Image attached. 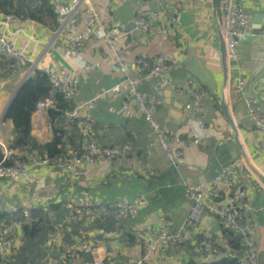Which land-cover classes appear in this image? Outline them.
Returning <instances> with one entry per match:
<instances>
[{
    "label": "crops",
    "instance_id": "1",
    "mask_svg": "<svg viewBox=\"0 0 264 264\" xmlns=\"http://www.w3.org/2000/svg\"><path fill=\"white\" fill-rule=\"evenodd\" d=\"M253 21L264 24V0H243ZM100 14L103 26L120 36L117 49L129 63V75L139 81L140 91L146 95L153 116L169 132L185 136L196 134L199 141L187 147L184 163L179 170L171 169L166 156L151 135V128L139 114L122 112L123 100L111 89L121 76L112 61L104 59L105 46L96 40L73 44L71 38L85 30L89 14L82 5L72 11L71 0H0V6L11 9L22 18L20 23L2 24L0 36H7L24 50L27 64L18 68L0 59V148L18 157L34 159L49 144L55 133L61 135L58 147L62 153L86 146L76 125H68L63 117L54 120L48 115L37 125L32 120L33 143L14 147L21 136L9 120L1 122L3 114L17 88L29 72L53 69L62 73H75L85 65L93 67L85 73L75 91L72 106H85L93 102L92 109L83 107L80 116H91L95 127L90 140L100 146L130 145L124 160L85 166L77 172H68L53 166H38L33 160L30 172L19 182L0 180V214L11 222L14 207L32 208L44 212L40 233L23 242L14 236L15 248L4 264H20L23 249L36 245L38 255L31 261L44 264L48 253L44 244L49 231L58 222L66 221L70 230L67 238L72 242L82 239V232L95 235L94 252L82 253V264L106 260V264H131L145 254L136 239V233L147 226L178 230L186 221L191 202L184 183L198 186L212 182L218 172L237 162L239 176L252 207L251 219L256 230V243L260 250V263L264 264V184L243 158L235 141V133L222 111L225 95L229 113L239 131L251 164L264 175V133L260 132L249 116L247 100H255L264 113V37L252 34L239 46L237 62H228V83L224 87V67L220 53L222 30L214 0H90ZM55 10L66 12L63 25L57 23ZM140 10H153L161 18L153 25L157 32L136 31L134 20ZM160 52L179 58L180 67L145 79L136 67L139 58L153 61ZM192 78L203 91L206 117L186 109L193 103L189 95H180L177 86ZM244 80L243 93L236 91L238 81ZM58 135V136H59ZM36 145V146H34ZM142 198L144 204L139 216L132 220L115 213L93 218L75 216L66 208L70 200L103 199L108 203L133 202ZM209 235L220 246V255L204 261L200 242ZM35 243V244H34ZM29 252V251H28ZM27 252V253H28ZM242 252L239 240L226 233L219 220L205 216L194 242L181 249L165 248L146 264H215L225 258H238ZM54 253V252H52ZM25 254V253H24ZM56 251L54 256L58 255ZM53 255V254H52ZM25 257V255H24Z\"/></svg>",
    "mask_w": 264,
    "mask_h": 264
},
{
    "label": "built area",
    "instance_id": "2",
    "mask_svg": "<svg viewBox=\"0 0 264 264\" xmlns=\"http://www.w3.org/2000/svg\"><path fill=\"white\" fill-rule=\"evenodd\" d=\"M87 6L89 14L85 30L72 36L73 44H81L90 40L101 42L106 52L104 59H112L121 78L110 92L123 100L122 112L125 114L141 115L151 128V135L163 150L168 165L171 169L179 170L184 163V150L199 141L194 134L185 136L169 132L160 126L153 116L152 106L149 104L145 94L139 89V81L129 75V63L122 52L117 49L120 36L109 33L103 26L100 14L91 5L90 0H71L72 11L82 5ZM57 23L63 25L62 16L66 12L55 10ZM222 32L229 63L237 62L239 58V46L243 39L253 34L254 21L250 12L245 8L243 0H223L221 6ZM160 13L153 10H140L134 20L136 31L155 33L157 27L153 22L161 18ZM0 20L2 24H17L22 18L11 9L0 7ZM261 37H264V24L261 28ZM0 59L11 62L15 67L22 68L27 64V56L24 50L18 48L7 36H0ZM180 60L167 52H160L153 61L139 58L136 67L144 74L145 79H153L162 73L173 72L180 67ZM101 63L94 66L85 65L78 72L62 73L53 69L37 70L48 77L51 85V95L37 103L32 120L40 125L45 116H50V111L60 110L57 96H60L67 107L62 111L63 119L68 125H76L86 139L83 149H76L55 157L48 155H36L34 159L18 157L10 158V153L5 150L0 161V180L19 182L20 179L30 172L32 161L38 166H53L68 172H77L85 166H94L106 162L124 160L128 157L131 146H100L90 140L95 127V120L91 116L81 117L83 107L92 109L93 102L85 106H72L77 86L82 76L93 67H100ZM36 72L32 73V75ZM246 82L240 80L236 91L243 93ZM180 95H189L193 103L187 104L186 109L194 114L206 117L207 112L203 101L206 92L192 79L187 78L177 86ZM248 114L254 120L257 129L264 133V113L260 110L255 100L246 101ZM185 193L191 202V207L185 223L176 231L166 227L147 226L136 233V239L145 249V254L135 259L131 264H146L151 258L165 248L181 249L184 244L192 243L200 229L205 216L210 215L217 218L226 233L233 234L239 239L242 252L238 256L239 264H261L260 250L256 243V230L251 219L252 207L248 203L247 193L243 188L239 176V165L234 162L222 171L218 172L214 181L202 182L195 186L188 181L184 183ZM144 201L138 198L133 202L108 203L103 199H85L82 201L70 200L66 208L75 216L93 218L98 215L115 213L121 217L136 219ZM13 216L19 215L11 222L0 220V264H4L7 256L15 248L14 236L19 233L23 242L27 234L25 227L33 226L35 220L32 208L19 209L14 207L11 211ZM70 228L66 221L58 222L53 226L44 244L48 253V259L44 264H82L81 254L94 252L95 235L92 232H82V239L72 242L67 238ZM201 251L205 262L220 255V246L209 235L203 233L200 242ZM59 254L54 256L55 252ZM54 252V253H52ZM53 254V255H52ZM94 264H106V260H97Z\"/></svg>",
    "mask_w": 264,
    "mask_h": 264
},
{
    "label": "trees",
    "instance_id": "3",
    "mask_svg": "<svg viewBox=\"0 0 264 264\" xmlns=\"http://www.w3.org/2000/svg\"><path fill=\"white\" fill-rule=\"evenodd\" d=\"M1 7V6H0ZM3 8V7H1ZM52 92V85L44 74L40 71H36L23 85L22 89L18 93L17 97L12 102L9 111L6 116V120H9L14 125V128L18 134H20L21 139L14 144V147H22L28 145V143H33L31 136L32 131V115L35 112L37 103L49 97ZM59 102L60 110L50 111V117L54 120L56 117H62V111L67 107L60 96H57ZM55 133L53 140L44 146H41L42 152L40 155H48L49 157H55L61 155L62 152L59 151L62 139L61 135ZM36 146V145H34ZM3 154L0 148V161L2 160ZM34 224L31 227H25L24 230L27 234V239H35V236L40 233L39 225L44 212L33 210ZM5 216L0 214V220H3ZM53 229V227H52ZM49 231V233L52 231ZM233 235V234H232ZM239 240V239H238ZM240 244V242H239ZM31 259V258H30ZM26 264H34L31 261H26ZM42 264V263H41ZM215 264H239L238 258H225Z\"/></svg>",
    "mask_w": 264,
    "mask_h": 264
},
{
    "label": "water",
    "instance_id": "4",
    "mask_svg": "<svg viewBox=\"0 0 264 264\" xmlns=\"http://www.w3.org/2000/svg\"><path fill=\"white\" fill-rule=\"evenodd\" d=\"M222 1L223 0H214V6L216 8V11H217V14H218V17H219L221 30H222V14H221ZM261 28H262V25H261L260 21L256 20L254 22L253 34L254 35H259L261 33ZM221 34H222V38H223V32ZM220 53L222 55V64H223V67H224V87H226L227 83H228V69H229V66H228L227 52H226V47H225V43L224 42H222V44H221ZM33 72H34V69H32L29 72V74L25 77V79L21 82V84L17 88L16 92L12 96V98H11V100H10V102H9V104H8L4 114H3L1 122H3L6 119L7 113L9 111V108H10L12 102L17 97L18 93L20 92V90L22 89V87L26 83V81L32 76ZM222 111L224 113V116H225L226 120L228 121V123L230 124V126L232 127V129H233V131L235 133V141H236V144H237V146H238L243 158L245 159L246 162H248L250 164L253 172L260 178V180L264 184V175L261 174L250 162V158H249V156H248V154L246 152V149H245L244 144L242 142V139H241V136L239 134V131L236 128L234 120L232 119V117H231V115L229 113L228 103H227L225 95H223V97H222Z\"/></svg>",
    "mask_w": 264,
    "mask_h": 264
},
{
    "label": "rangeland",
    "instance_id": "5",
    "mask_svg": "<svg viewBox=\"0 0 264 264\" xmlns=\"http://www.w3.org/2000/svg\"><path fill=\"white\" fill-rule=\"evenodd\" d=\"M33 241H35V239L33 240ZM35 244V243H34ZM28 248H29V250L28 249H23L22 251H23V253L21 254V258H20V264H26V261H28V259H30L31 258V255L29 254V253H31L32 255H33V257H34V259H37L38 258V255H37V253L35 252V249H38L39 250V244H38V248H36V245H28ZM29 251V252H28ZM28 252V253H27ZM25 253V254H24ZM24 255H25V257H24ZM35 261V260H34ZM34 261H33V263H34Z\"/></svg>",
    "mask_w": 264,
    "mask_h": 264
}]
</instances>
